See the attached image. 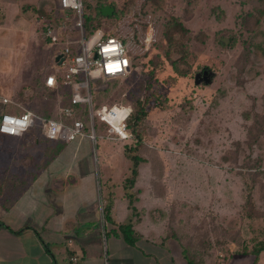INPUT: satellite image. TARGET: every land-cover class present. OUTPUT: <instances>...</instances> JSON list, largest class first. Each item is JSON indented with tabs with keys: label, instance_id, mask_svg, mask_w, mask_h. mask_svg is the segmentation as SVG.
Segmentation results:
<instances>
[{
	"label": "rangeland",
	"instance_id": "rangeland-1",
	"mask_svg": "<svg viewBox=\"0 0 264 264\" xmlns=\"http://www.w3.org/2000/svg\"><path fill=\"white\" fill-rule=\"evenodd\" d=\"M102 1L125 8L119 17H105L100 28L122 41L134 66L125 77L92 80L94 105L134 106L145 92L150 97L149 114L135 128L141 135L137 153L144 159L134 189L136 205L144 210L139 227L149 238L151 232L172 234L205 264H223L251 250L254 240L264 237V58L245 64L243 57L250 35L243 16L254 0H159L157 6L149 0ZM44 12L64 14L59 0H0V97H10L7 111L16 105L35 115L22 135L0 134V166L10 165L19 175L24 164L51 162L58 150L57 166L72 164V153L74 162L87 164L83 149L89 147L103 183V205L109 192L118 198L115 215L125 205L127 144L112 139L97 120L95 145L45 135V119L62 117V101L42 82L49 72L62 76L54 55L79 32L64 14L66 29L50 43L42 30ZM171 17L189 30L181 37L184 53L168 48L164 31ZM203 68L214 72L212 83L197 85L194 75ZM86 115L83 111L85 125ZM50 174L44 172V185ZM249 191L253 218L251 207L244 208ZM107 245L103 240L104 249Z\"/></svg>",
	"mask_w": 264,
	"mask_h": 264
},
{
	"label": "crops",
	"instance_id": "crops-1",
	"mask_svg": "<svg viewBox=\"0 0 264 264\" xmlns=\"http://www.w3.org/2000/svg\"><path fill=\"white\" fill-rule=\"evenodd\" d=\"M86 139L66 143L87 144ZM83 150L87 164L74 162L77 153H72V164L57 166L58 150L51 162L24 164L19 175L11 173L10 165L0 166V264H71V256L79 264H191L181 242L158 239L164 233L151 232L154 238H149L137 224L142 237L129 245L114 225H103V183L91 164L89 147ZM45 171L51 172L47 185L42 182ZM124 215L115 211L114 217L120 222ZM103 240L109 243L106 249ZM253 260L250 254H233L223 264ZM255 264H264V251Z\"/></svg>",
	"mask_w": 264,
	"mask_h": 264
},
{
	"label": "built area",
	"instance_id": "built-area-1",
	"mask_svg": "<svg viewBox=\"0 0 264 264\" xmlns=\"http://www.w3.org/2000/svg\"><path fill=\"white\" fill-rule=\"evenodd\" d=\"M59 7L67 19L73 21L78 30V37H69L64 41L62 50L54 55L63 54L61 62L54 63L62 68V76L49 72L43 79L44 85L61 102L62 117L50 116L45 119L44 132L49 139L70 142L80 137H87L96 144V120L105 126L106 133L112 139L127 142L131 139L128 127L132 107L130 104L101 105L95 107L92 80L103 77L117 79L127 76L131 71L132 60L129 58L122 41L111 33L97 28L90 35L84 29L82 0H59ZM66 29L63 24L46 23L43 34L50 43H57ZM150 44V42H149ZM51 81V83H49ZM12 101L10 97H0V134L20 136L34 125V112L27 108L7 111ZM86 111L85 121L82 112ZM88 131H84V128ZM71 264H79L76 256L70 257Z\"/></svg>",
	"mask_w": 264,
	"mask_h": 264
},
{
	"label": "trees",
	"instance_id": "trees-1",
	"mask_svg": "<svg viewBox=\"0 0 264 264\" xmlns=\"http://www.w3.org/2000/svg\"><path fill=\"white\" fill-rule=\"evenodd\" d=\"M91 1H95L94 4H92ZM158 1L159 0H149L152 6H157ZM82 3L84 14V29L87 35H90L97 28H100L101 22L105 17H119L126 12L125 8L117 7L112 3H103L102 0H82ZM105 5H109L110 7L114 8L113 14L111 16L103 15L102 8ZM142 12L147 13V15L149 14L150 17H152V15L150 14L151 12H147L145 10H143ZM137 13L139 15L140 12L138 11ZM42 14L47 17V19L45 20L46 23L63 24L66 21L64 14H51L50 12H44ZM154 21L155 19H152L153 23ZM243 24L248 27V30L250 32L248 40L244 42L245 54H243V57L245 60V64H248V62H251V60L253 59L256 61H260L264 58V0H254L253 8L251 10H248L243 16ZM187 32H189V30L177 18H169L166 22L164 31V36L167 41L168 48H173L176 51L184 53L185 44H183V42L181 41V37H183ZM150 43V46L144 49V52L147 53L150 47L154 45L155 41ZM131 60L132 69V67L134 66V58L132 57ZM42 87L43 89H48L44 85V82H42ZM147 87L149 88L150 86L148 85ZM149 100L150 97L147 92H145V97L138 99L135 102L134 106L131 105L132 110L127 121L129 130L131 132V139L124 143L127 144L128 148L125 149L124 152L126 157L131 161V167L129 174L123 180L122 186L124 189L125 205L122 209H120V211H126V213L120 222L116 221L113 215L115 198L112 192H109L103 205V218L105 222L114 225L117 228L119 234L122 236L123 240L129 245H134L136 241L142 237V234L136 229V225L140 223L142 216L141 214L144 210H139L136 205L137 195L135 194L134 189L139 176L141 163L144 161V159L137 153L136 143L141 141V135L135 128L140 125L141 122L148 116ZM251 194L252 193L250 191L247 193L244 208L245 211H247V207H251V209L249 208V215L253 218L251 211H253L255 203ZM163 233L164 234L158 237V239H160L162 243H164L168 238L172 237V234L169 235L166 232ZM253 244L254 245L251 250L248 251L245 249V251H243L244 253L238 254L253 255L254 260L252 264H255L259 253L264 251V237L261 239H255ZM183 247V255L189 263L202 264L201 261H197L194 259L192 252L188 249V247Z\"/></svg>",
	"mask_w": 264,
	"mask_h": 264
},
{
	"label": "water",
	"instance_id": "water-1",
	"mask_svg": "<svg viewBox=\"0 0 264 264\" xmlns=\"http://www.w3.org/2000/svg\"><path fill=\"white\" fill-rule=\"evenodd\" d=\"M112 11L113 8L108 5H105L102 8V13L104 16L111 15ZM63 58H64L63 54H57L54 59L56 62H61ZM213 77H214V72L212 70H210L209 68H203L195 73L194 83L197 85L201 83L208 85L212 83Z\"/></svg>",
	"mask_w": 264,
	"mask_h": 264
},
{
	"label": "snow or ice",
	"instance_id": "snow-or-ice-1",
	"mask_svg": "<svg viewBox=\"0 0 264 264\" xmlns=\"http://www.w3.org/2000/svg\"><path fill=\"white\" fill-rule=\"evenodd\" d=\"M49 83H51V81H49Z\"/></svg>",
	"mask_w": 264,
	"mask_h": 264
}]
</instances>
